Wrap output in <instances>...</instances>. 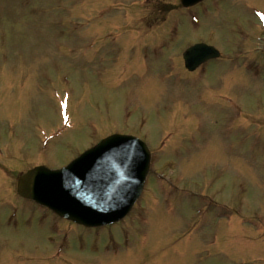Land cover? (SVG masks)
I'll use <instances>...</instances> for the list:
<instances>
[{"label": "rangeland", "instance_id": "obj_1", "mask_svg": "<svg viewBox=\"0 0 264 264\" xmlns=\"http://www.w3.org/2000/svg\"><path fill=\"white\" fill-rule=\"evenodd\" d=\"M196 42L221 57L189 72ZM113 133L154 153L143 199L121 223L46 232L11 179ZM0 150L19 209L7 226L4 196L0 264H264V0H0Z\"/></svg>", "mask_w": 264, "mask_h": 264}, {"label": "water", "instance_id": "obj_2", "mask_svg": "<svg viewBox=\"0 0 264 264\" xmlns=\"http://www.w3.org/2000/svg\"><path fill=\"white\" fill-rule=\"evenodd\" d=\"M201 0H181L184 6ZM213 47L197 44L184 53L185 66L194 70L217 58ZM146 146L132 138L112 136L63 171L35 168L22 176L18 192L60 215L98 226L121 219L139 196L148 171Z\"/></svg>", "mask_w": 264, "mask_h": 264}]
</instances>
